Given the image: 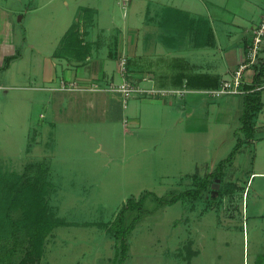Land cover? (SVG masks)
Here are the masks:
<instances>
[{"label": "crops", "instance_id": "1", "mask_svg": "<svg viewBox=\"0 0 264 264\" xmlns=\"http://www.w3.org/2000/svg\"><path fill=\"white\" fill-rule=\"evenodd\" d=\"M113 1L122 10L121 22H117ZM70 6L76 10L65 26L62 22L68 17L65 14H69ZM263 17L264 0H96L94 5L87 0H0V68L10 58L7 69L0 70V80L16 63L30 61L28 83L36 88L55 86L62 79L83 85L93 81L115 82L120 78L117 58L125 54L129 78L140 81L144 87L182 88L184 84L179 87L180 81L201 76L221 82L228 80L245 61L246 47ZM72 25L77 29L69 39L67 33ZM67 40L69 45L65 47ZM77 40L81 41V48ZM254 75L253 68L243 72L248 82ZM187 89L189 92L181 99H135L126 105L117 94L51 91L42 99L40 125L31 128L38 129L43 144L56 147L63 129L99 126L107 131V146L114 147L121 143L114 140L115 131L121 127L122 152L130 162L139 154H153L151 149L170 146L175 140L187 145L192 138L205 139L207 144L216 141L235 114L239 123L232 135L235 144L237 140H245L239 120L242 96L211 99L201 93L209 88ZM96 113L98 117L86 121L84 114ZM253 128V137L242 144L228 164L237 178L238 185L233 183L237 191L241 189L238 158L248 146L255 148L249 179L264 178V103L253 118ZM88 138L95 140V135ZM106 155L110 158L113 152ZM56 158L53 155L45 159L48 179ZM261 158L262 164L258 165ZM129 163L123 170L132 168ZM199 167L204 169L202 165ZM198 169L195 166L193 173L182 178L193 176ZM213 170L208 167L205 173ZM52 185L55 190L56 184ZM58 220L66 225L55 227L47 236L37 264H66L65 251L78 248V243L71 239L75 229L100 228L102 237L106 236V229L98 226L104 222H77L61 216ZM97 251L83 254L85 264H105Z\"/></svg>", "mask_w": 264, "mask_h": 264}, {"label": "rangeland", "instance_id": "2", "mask_svg": "<svg viewBox=\"0 0 264 264\" xmlns=\"http://www.w3.org/2000/svg\"><path fill=\"white\" fill-rule=\"evenodd\" d=\"M87 1L91 5L96 3V0ZM113 2L118 12L117 22H121L122 10ZM75 10L70 6L62 24H69ZM29 64L30 61L16 63L0 80V203L27 165L46 163L47 156L55 155L52 174L47 180L55 183L56 188L44 197L50 218L57 220L61 216L70 221L110 223L129 199L137 200L148 192L170 197L193 189L195 178H203L208 167L215 169L236 142L232 136L239 125L235 114L216 141L207 144L205 139L192 138L187 145L175 140L170 146L151 149L153 154H139L132 162L127 161L122 152L121 127L114 137L121 145L114 144V147L107 146V131L99 126L97 129H63L56 147L47 146L42 143L45 141L40 139L38 129L31 127L40 125L42 99L50 95L47 88L50 86L36 88L28 83ZM119 81L117 78L115 83ZM135 99L138 98L129 103ZM84 115L86 121L98 117L97 113ZM80 121L82 123V119ZM91 134L95 135V140L88 138ZM125 141L128 143V137ZM108 149L111 150L106 151ZM108 152H113V156L108 158ZM254 155L255 148L251 145L238 158L240 192L236 188L230 192V185L237 184V178L227 165L224 175L211 179L208 189L197 200L185 198L174 205L156 208L150 196L140 212H127L126 224H133L134 228L127 238L124 264H261L264 259V178L252 176L249 179ZM126 163L132 168L123 170ZM257 164H262V158ZM200 165L204 169H200ZM195 166L199 171L182 178L193 173ZM74 232L71 239L78 243V248L65 251L66 264H77V261L85 264L83 254L89 252L90 255L97 250L104 263L111 264L108 259L114 257L115 241L108 229L105 238L100 228H80ZM18 239L19 244L6 264H21L27 257L31 258L30 254L35 255L25 231H20Z\"/></svg>", "mask_w": 264, "mask_h": 264}, {"label": "trees", "instance_id": "3", "mask_svg": "<svg viewBox=\"0 0 264 264\" xmlns=\"http://www.w3.org/2000/svg\"><path fill=\"white\" fill-rule=\"evenodd\" d=\"M76 29V26H71L67 33L69 39L74 36ZM69 41H66L67 44H65V47H68ZM77 42L81 48V41L77 40ZM263 53L264 48L262 55ZM9 63L10 58H6L0 70L7 69ZM253 69L255 75L252 79V85L245 87L247 90L252 89L255 85L263 81L264 57H260L258 65L254 66ZM219 83L220 82L217 80L201 76L190 78L185 82L182 80L178 85L180 87L184 84L186 88L200 87L210 89L218 87ZM242 97L243 109L239 120L241 123L240 131L244 135L245 140H237V143L234 145L228 156L219 161L211 173L206 174L200 179L195 178V186L193 189L182 191L170 197H158L150 192L145 193L137 200H127L112 222L98 224V226L108 229L115 241V252L114 257L110 261L111 264H124L127 259V238L134 228L133 224H126L125 214L127 212H140L143 209L145 200L150 196L153 197L156 208L174 205L185 198L197 200L200 198L202 192L208 189L211 179H218L224 175L225 166L233 161L242 144L253 137V118L263 106L261 94L259 92L249 93ZM48 173L49 167L46 163L27 165L22 175L15 181L6 196L1 200L0 264L10 262L13 251L19 244L18 235L21 230L25 231L27 234V240L31 246L30 250L34 251L35 254H30L31 258L27 257V262L24 261L21 264H37L42 255L44 241L47 236L55 227L66 225L65 222L58 219H52L48 215V202L44 200V197L49 195L53 190L52 183L47 180ZM232 188L235 189L233 185H230V192H233ZM225 192L230 193L226 190ZM136 220L137 219H135V221ZM8 245L11 246L9 247Z\"/></svg>", "mask_w": 264, "mask_h": 264}, {"label": "built area", "instance_id": "4", "mask_svg": "<svg viewBox=\"0 0 264 264\" xmlns=\"http://www.w3.org/2000/svg\"><path fill=\"white\" fill-rule=\"evenodd\" d=\"M264 48V17L253 32V38L246 47L245 61L233 72L228 80L221 81L216 88H210L201 91L205 96L211 99H218L223 96H245L249 93L259 92L261 101L264 103V81L255 85L252 89H245L246 86L252 85V80L248 82L243 77L246 69L258 65ZM117 73L120 81L101 83L99 81L90 82L87 85L80 84L76 81L59 80L55 86L47 87L50 91L62 93L80 92V93H111L120 95L123 104L134 98L138 99H156V98H177L184 97L189 90L184 86L182 88H156L153 86L144 87L140 81L129 78L128 58L125 54H120L117 58ZM149 78H143L147 81Z\"/></svg>", "mask_w": 264, "mask_h": 264}]
</instances>
